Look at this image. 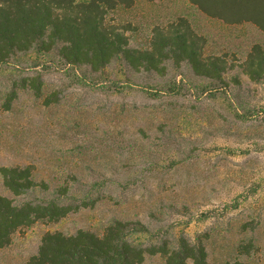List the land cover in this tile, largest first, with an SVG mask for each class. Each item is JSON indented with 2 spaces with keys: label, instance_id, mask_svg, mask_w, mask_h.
I'll return each instance as SVG.
<instances>
[{
  "label": "rangeland",
  "instance_id": "1",
  "mask_svg": "<svg viewBox=\"0 0 264 264\" xmlns=\"http://www.w3.org/2000/svg\"><path fill=\"white\" fill-rule=\"evenodd\" d=\"M180 16L205 39L204 55L226 61L227 86L215 95L198 93L205 80L184 63L167 62L159 75L117 60L86 74L89 85L76 81L88 69L68 73L53 55L19 53L0 66V167L31 165L35 181L49 186L35 196L67 184L69 194L93 200L55 222L18 229L0 248V264H24L46 231L101 233L113 219L143 224L145 231L132 225L129 236L144 245L203 236L207 264L238 258L264 264V117L252 111L264 103V79L252 82L239 67L252 44L264 46L263 34L249 23L206 16L186 0H135L110 10L106 21L126 24L128 45L145 49L155 26ZM36 74L40 96L19 85ZM172 80L185 85L180 93L163 89ZM12 87L16 97L6 108ZM0 194L24 198L13 196L1 176ZM247 238L254 251L239 255L237 245ZM142 264L165 261L160 253L145 254Z\"/></svg>",
  "mask_w": 264,
  "mask_h": 264
},
{
  "label": "trees",
  "instance_id": "2",
  "mask_svg": "<svg viewBox=\"0 0 264 264\" xmlns=\"http://www.w3.org/2000/svg\"><path fill=\"white\" fill-rule=\"evenodd\" d=\"M152 1V0H149ZM206 16L226 24L249 23L264 36V0H186ZM135 0H0V66L9 63L19 53L33 51L55 56L68 73L86 68L82 76L76 75L81 85H89L86 74H99L114 61H122L134 71L166 73V63L176 67L187 64L192 74L205 80L199 82L198 93H215L227 86L224 74L226 61L221 56L204 55L205 39L198 35L189 21L180 16L164 26H155L149 47L138 49L128 45L126 24L106 21V15L117 6L129 8ZM241 72L252 82L264 79V46L254 43L243 62ZM238 82L237 80H235ZM20 86L30 87L41 95L40 74L23 76ZM13 84H16L14 82ZM182 84V83H181ZM175 80L163 89L178 94L182 85ZM92 85V84H91ZM115 86V85H114ZM14 87V86H13ZM6 94L4 106L9 107L16 97L15 88ZM116 87V86H115ZM118 88V87H117ZM155 93V92H154ZM152 94V93H151ZM56 93L45 99L49 103ZM264 117V103L256 106ZM239 118L248 115L236 112ZM3 186L15 197L0 194V248L10 244L14 232L41 220L55 222L80 207L91 206L93 200L69 194L67 184L55 187L49 196H35L38 189L46 192L44 181H35L31 165L1 166ZM132 225L145 231L138 221L113 219L101 233L79 228L72 233L46 231L40 238L36 252L24 264H142L145 254L160 253L165 264H207V250L203 236L193 240L184 234L177 236L174 245L166 241L144 245L130 239ZM255 245L251 238L237 245L239 255L250 254ZM231 264H246L235 259Z\"/></svg>",
  "mask_w": 264,
  "mask_h": 264
}]
</instances>
